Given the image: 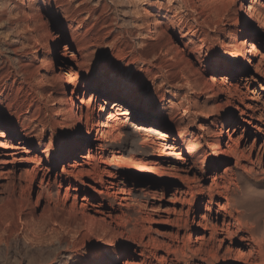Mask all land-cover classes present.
<instances>
[{
	"label": "rangeland",
	"instance_id": "obj_1",
	"mask_svg": "<svg viewBox=\"0 0 264 264\" xmlns=\"http://www.w3.org/2000/svg\"><path fill=\"white\" fill-rule=\"evenodd\" d=\"M118 1L12 0L0 264H106L122 249L114 264H264V35L245 14L264 17V0L140 3L185 21L160 47L139 45L151 16L124 35ZM115 100L131 113L121 129ZM130 121L163 136L139 131L148 150L125 147ZM136 158L155 171H135Z\"/></svg>",
	"mask_w": 264,
	"mask_h": 264
},
{
	"label": "bare ground",
	"instance_id": "obj_2",
	"mask_svg": "<svg viewBox=\"0 0 264 264\" xmlns=\"http://www.w3.org/2000/svg\"><path fill=\"white\" fill-rule=\"evenodd\" d=\"M118 3L120 4V7L122 8V10H124V13H125V17L123 19L124 25L123 26L121 25V27H123V32H124V35L126 37H131L135 30L141 29L143 27L142 21H144L146 17H149V16L153 17V19H150L151 22L148 24V29H147V31H145L146 33L140 32L139 36L142 39L141 43H139L140 46H143V47L148 46L149 44H151L150 43L151 39L156 40L157 47L158 46L160 47L161 45L166 46L168 44V41H169V38L167 35L171 36L172 34L174 35V33L175 34L183 33L182 31L184 28L185 21L179 20V21H173V23H167L165 21L162 22L160 20L161 18L159 16V14L154 15V13L153 14L150 13V11H148L147 8H144V9L140 8V3L141 4L142 3L147 4L148 6L151 7V5L153 4L152 0H148L147 2H146V0H119ZM170 9H171L170 5H168L164 8H161V10H163L167 13L169 12L168 10H170ZM161 10L159 11V13H161ZM244 10H245V7H244ZM14 11H15V9H14V6L12 5V0H0V40H1V38H4V41H5L4 44H1V42H0V64H12L13 65V57L11 56L12 51L10 50L11 49L10 47H11V45L18 42L17 40L15 41V37L18 36L17 31L13 28V26L17 20V19L15 20ZM245 14H247V17L249 19H251L253 16H256V18H257L256 23H260V25L262 26L261 32H262V35H264V17L261 14V12L258 9H256V8L254 9L253 7H251V5H249V12L247 11V8H246ZM167 20L170 21L169 19H167ZM20 40H21V38H20ZM131 40H133V39H131ZM258 40H259L258 37H251L247 41H245L244 45L251 46V49L249 50L250 53L255 52V50H256L255 42ZM261 40L263 42V39H261ZM189 44H193V42H190ZM189 44H187L188 47L191 46ZM153 45H155V44H153ZM19 47H20V45H19ZM189 48H192V47H189ZM172 49L173 48H169V50H172ZM193 50H196V48L194 47L192 49V51ZM254 58L255 57L252 54L250 57L251 63L254 62L253 61ZM249 69H250V66H248V68H245L243 71H241V73H243L244 71H247ZM112 109L114 111L110 112L109 117H108V121L118 120L119 129L126 126L127 124L125 123V121L129 120V116L131 115L129 109L124 107V105L121 102H119L118 100H115L112 103ZM223 114H224L225 120L227 122H230L231 121V107H230V105H227L225 107ZM122 120H124V121H122ZM129 124L132 127V130L128 129L129 131L126 132V135L124 137V142H123V145L125 147L126 146L138 147V148H142L144 150H148L149 143L142 142L139 145L137 142V139H136L137 134L141 135V133L139 131H145L146 132L145 137H147V138L153 136L152 134H158L160 136H163V132L161 130H159V128L156 127L155 125H146L143 123H136V122H131ZM123 134L124 133H122V135ZM132 163H133L132 167L134 169H136L135 171H138V172H154L155 171L153 164L145 163L144 161L142 162V160L140 161V159H137V158L133 159ZM144 175H146V174L139 173L137 175V177L140 178ZM3 234L0 236V243L5 238H7V235L6 234L3 235ZM9 237H10V235H9ZM35 242H36V240H35ZM123 250L124 249H122L119 254L112 255L108 259L106 264H114L115 261L119 258L120 254L123 252ZM29 256H30V254H29ZM38 256H36V254L34 256H31V262L34 263ZM50 259L51 258H49V260ZM46 260H48V258Z\"/></svg>",
	"mask_w": 264,
	"mask_h": 264
}]
</instances>
